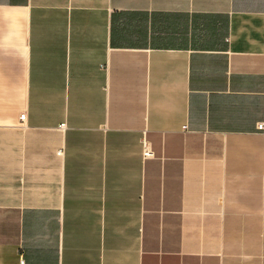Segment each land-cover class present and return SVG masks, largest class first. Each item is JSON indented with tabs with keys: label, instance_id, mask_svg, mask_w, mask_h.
Masks as SVG:
<instances>
[{
	"label": "crops",
	"instance_id": "1",
	"mask_svg": "<svg viewBox=\"0 0 264 264\" xmlns=\"http://www.w3.org/2000/svg\"><path fill=\"white\" fill-rule=\"evenodd\" d=\"M260 124L264 0H0V264H264Z\"/></svg>",
	"mask_w": 264,
	"mask_h": 264
},
{
	"label": "built area",
	"instance_id": "2",
	"mask_svg": "<svg viewBox=\"0 0 264 264\" xmlns=\"http://www.w3.org/2000/svg\"><path fill=\"white\" fill-rule=\"evenodd\" d=\"M20 119L24 120V115H21ZM258 129L259 130H264V124H260L258 126ZM142 146H143V156L144 157H148V158H152L153 157V153L151 152L149 144H148V142L145 139L142 141ZM21 264H22V262H21Z\"/></svg>",
	"mask_w": 264,
	"mask_h": 264
}]
</instances>
